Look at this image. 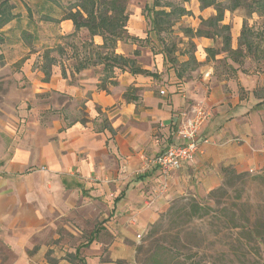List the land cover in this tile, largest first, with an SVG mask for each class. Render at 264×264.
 Masks as SVG:
<instances>
[{
    "label": "crops",
    "instance_id": "crops-1",
    "mask_svg": "<svg viewBox=\"0 0 264 264\" xmlns=\"http://www.w3.org/2000/svg\"><path fill=\"white\" fill-rule=\"evenodd\" d=\"M11 2L13 11L19 15L2 28L3 44L11 53L27 45L21 37L22 31L36 30L32 39L36 45L50 43L45 33L55 43L56 38L74 31L69 19L59 23L38 20L40 0ZM144 5L138 11L130 9L126 23L127 33L137 40L117 41L114 51L136 59L142 68L157 72L159 77L118 68L106 73L102 64L77 71L74 63L86 56L85 52L74 54L72 45L77 46V41L81 44L84 39L69 38L67 64L63 63L65 60L63 64L55 61L48 81H44L43 71L37 69L40 77L37 89L64 98L42 108L60 110L67 108L65 103H77L84 115L70 122L63 115L57 116L44 128L36 120L40 129L32 141L27 142L24 137L25 143L15 145L11 158L4 164L3 170L8 175L0 179V222L17 232H12L13 236L23 232L22 236L28 237L33 227L30 222L36 221L41 227L40 222L47 214L51 215L52 223L53 219L60 220L56 227L70 232L65 222L73 218L77 230L85 228L87 221L98 218L101 222L93 224L81 246L73 249L65 243L60 255L53 246L39 250L42 255L49 254L57 264H118L119 261L130 264L134 259L136 235L143 234L172 199L186 193L200 196L218 187L223 180L222 166H232L237 172L264 167V70H249L245 62L242 68L246 70L238 68L234 77L216 80L211 62H207L198 76L192 74L187 78L183 73L177 78L173 73L161 74L163 56L154 54L147 45L137 44L148 29ZM182 6L191 9L193 15L188 17V22L193 21L192 28L199 25L201 18L215 13L212 7L200 9L197 0H184ZM51 8L53 16L58 18L60 9ZM28 11L33 20L29 19ZM224 15V20L230 18L229 11ZM236 16L234 21L240 26ZM79 35L87 36L88 32L82 29ZM92 40L96 45L102 43L98 35ZM193 40L203 48L211 45L209 38ZM56 59L59 60V55L54 56ZM4 60L8 65L7 57ZM194 105L211 111V119L201 131L202 138L208 142L202 144L193 163H183L172 174L168 190L154 198L152 189L158 174L152 160L164 147L178 142L171 126L173 116ZM87 206L95 209L90 214L92 218L86 216ZM55 236L60 234L56 232ZM103 237L109 241L103 243Z\"/></svg>",
    "mask_w": 264,
    "mask_h": 264
},
{
    "label": "rangeland",
    "instance_id": "rangeland-1",
    "mask_svg": "<svg viewBox=\"0 0 264 264\" xmlns=\"http://www.w3.org/2000/svg\"><path fill=\"white\" fill-rule=\"evenodd\" d=\"M147 1L127 0L128 14L130 9L141 10ZM170 1L182 5L184 0ZM220 1L224 4L227 3V0ZM229 13L230 18L224 20V15L223 23L230 25L231 45L233 46L235 42L237 45L243 12L238 9ZM190 15L193 14L182 16L176 21V23H180L174 24L175 42L178 46L176 55L179 64L187 58L182 51L187 50L189 39L179 31L180 29L176 28L190 26L193 22L192 20L188 22ZM235 15L239 16V18L236 16V19H239L240 26L236 23L237 21H234ZM248 24L253 25L255 29L258 27L264 29V16L252 14L248 19ZM42 29V27L39 29L41 34H43ZM81 30L78 31L76 37L87 39L88 35H79ZM45 34L43 35L50 39V43L46 45H36L35 43L28 47L21 45L12 53L9 47H5V44L0 45V179H4V176L7 177L8 174L3 170L4 164L11 158L15 145L25 143L24 137L27 142H31L37 129L49 126L57 116L63 115L67 119L66 121L70 122L84 115L82 110H78L75 105L77 103H65L67 108L63 107L60 110L42 108L47 103L52 104L53 101L59 102L64 99L51 92L42 93L37 89V81L40 77L36 70L41 69L43 62H47L43 58L45 48L51 47L48 55L53 58L59 55V60L55 61L56 63L59 61L61 64H67L66 58L70 48L68 46L70 39L60 36L55 39V43H52V36ZM193 39L195 38H192L195 43ZM210 40L211 45L209 46L221 47L220 37ZM137 44L145 46L143 41L137 42ZM236 45L234 46L236 47ZM76 47L78 51L89 52V47L80 44L79 41H77ZM205 48L195 43L194 55L197 62L192 63L189 68L184 70V76L192 74L198 76L199 71L205 69L206 63L211 62L214 78L216 80L223 79V75L228 74L226 66L218 65L217 61H207ZM93 50H95L94 47L90 48V51L93 52ZM224 56L223 53L217 54L216 59H221ZM5 57L9 61L8 65H5ZM199 59L202 61L200 62ZM62 61L64 62L62 63ZM245 61L249 70H256L257 67L253 60L247 58ZM174 67L177 68V65ZM14 72L18 74L13 75ZM165 72H169L167 64H163L161 74ZM42 98L43 100H41ZM36 120L40 128L37 127ZM11 134L12 137H9ZM247 172V176L236 179L231 185L217 191L212 198H210V190L207 194L200 196L186 193L172 199L157 218V220H162V226L154 238L155 245L167 248L180 258L186 259L185 264H264V167ZM191 198L198 201L203 208L199 213L194 214L184 206ZM97 205L99 206V204ZM169 207H171L170 211H168ZM94 210L93 207L87 206L86 212L89 215L86 216L92 218L90 214ZM43 219V222H40V225L44 226H41L42 228L38 227V222H30L33 227L28 232V237L22 236L23 232L18 233L19 236H13L12 232L16 234L17 232L12 231L13 229L9 228L7 223L0 222V264H50L49 254L42 255V252L39 251L41 248L44 251L47 247L53 246L57 248V253L60 255L59 251H62L65 243L73 249L75 246H81L87 240L93 224L96 222V225H100L101 223L98 218L95 221L90 219L91 221L84 224L85 228L77 230L74 228V226L78 227L77 222L73 218L70 222L64 221L69 226L70 232L63 227H56L60 220L53 219L55 222L52 223L51 215H44ZM56 232L60 234V237L55 236ZM146 232L147 230L139 238L136 235L134 259L130 264H136V246L145 238ZM108 241V237H103V243ZM118 264H125V262L119 261Z\"/></svg>",
    "mask_w": 264,
    "mask_h": 264
},
{
    "label": "trees",
    "instance_id": "trees-1",
    "mask_svg": "<svg viewBox=\"0 0 264 264\" xmlns=\"http://www.w3.org/2000/svg\"><path fill=\"white\" fill-rule=\"evenodd\" d=\"M197 1L199 2L200 9L212 7L215 13L206 18H201L196 28L190 26L176 28L180 29L179 31L189 39L187 50L182 51L183 54H186L187 58L181 61L180 64L176 55L178 46L175 42L174 24L182 16L190 14L191 11L170 0H148L144 5L143 12L148 23V29L142 41L144 45L149 46L154 54L160 53L163 56L164 64H167L169 68L168 74L172 71L177 78H180L186 68H189L192 63L197 62L194 55L195 43L192 41V38L195 37H205L213 40L218 37L221 38L222 43L220 48L208 46L205 48V52L207 61H217L218 65L226 66V73L228 74L223 75L222 78L228 79L234 77L238 68H241L243 71L246 70L242 67L247 58L255 62L256 70H264V29L263 27L255 29L253 25L248 24V19L252 14L264 16V0H227L226 4L220 0ZM40 2L41 7L38 10L39 14H37L38 20L50 23H59L65 19L72 21L74 31L63 37L67 39L74 38L79 30H87L90 40L84 39L81 44L88 46L89 52L85 50V53H83L86 57L76 60L74 63L75 70L79 71L89 65L102 64V69L106 73H111L114 68H118L120 70L126 69L132 74L159 77L157 72L142 68L136 62V59L117 54L114 51L117 41L137 40L127 33V0H40ZM51 6H56L60 9L58 18L53 16ZM13 9L14 4L11 0H0V45L5 41L2 28L19 15ZM238 9L243 12L241 14L242 24L237 45L233 48L231 45L230 25L223 23V19L226 10L234 12ZM28 17L33 20L30 11H28ZM35 35L36 30L31 33L27 31H22L21 33L22 39L28 46L32 44V39H34L33 36ZM95 35L102 38L100 45L94 44L92 37ZM65 44L67 43L65 42ZM93 47L95 50L92 52L90 48ZM72 48L74 54L82 51H78L74 45H72ZM50 49L52 48H45L43 54V58L47 60L41 66V70L44 73V81L49 80L51 66L55 62L54 58L48 55ZM220 53H223L225 56L221 59H216V55ZM175 65H177V68L174 67ZM62 75H65L63 69ZM124 97L128 100L126 93ZM221 171L223 174L222 184L210 191V198L217 191L224 189L225 186L231 185L236 179L248 175V172H237L232 166H222ZM184 206L188 207V211L194 214L199 213L203 209L199 202L192 198ZM170 209L171 207H169L168 211ZM161 226V219L149 225L145 238L136 246V264H185L186 259L180 258V256L172 253L167 248L155 245L154 238ZM68 255L73 256L74 254ZM75 255H78V249L75 251ZM49 262L57 264V261L54 259L49 258Z\"/></svg>",
    "mask_w": 264,
    "mask_h": 264
},
{
    "label": "built area",
    "instance_id": "built-area-1",
    "mask_svg": "<svg viewBox=\"0 0 264 264\" xmlns=\"http://www.w3.org/2000/svg\"><path fill=\"white\" fill-rule=\"evenodd\" d=\"M210 119L211 111L200 105L182 109L173 116L171 126L178 142L164 147L152 160L158 174L152 189L154 198L161 197L168 190L172 174L180 169L183 163L191 164L195 161L197 154L202 150V144L208 142V139L202 138L201 131ZM137 237L140 235L137 234Z\"/></svg>",
    "mask_w": 264,
    "mask_h": 264
}]
</instances>
